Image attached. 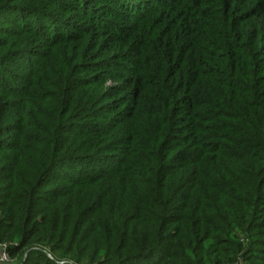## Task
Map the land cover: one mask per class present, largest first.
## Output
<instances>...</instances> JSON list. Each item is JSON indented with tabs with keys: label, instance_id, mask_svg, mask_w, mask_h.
Returning <instances> with one entry per match:
<instances>
[{
	"label": "trees",
	"instance_id": "obj_1",
	"mask_svg": "<svg viewBox=\"0 0 264 264\" xmlns=\"http://www.w3.org/2000/svg\"><path fill=\"white\" fill-rule=\"evenodd\" d=\"M0 21L10 255L224 264L235 229L264 254V0H0Z\"/></svg>",
	"mask_w": 264,
	"mask_h": 264
},
{
	"label": "rangeland",
	"instance_id": "obj_2",
	"mask_svg": "<svg viewBox=\"0 0 264 264\" xmlns=\"http://www.w3.org/2000/svg\"><path fill=\"white\" fill-rule=\"evenodd\" d=\"M1 28L6 29L10 27H8V25H4L3 21H0V29ZM26 58H29L28 60L33 61L36 56L30 55L26 56ZM48 184V182H45L43 190L49 188ZM1 194L2 188H0V195ZM0 222L3 224V226H6V228L0 230V253L5 251L8 255V260L0 264H47V259L53 264H75L71 255L57 251L53 253L51 250L49 251L48 249H44L47 259H44L43 257H34L32 256L33 250H37L38 248H40L37 245H28L18 251L14 256L10 255L8 251L9 249L11 250L20 246L22 239V231L20 226L13 227V223L11 224L7 222V220L4 218V212L1 209ZM10 232H12L11 235ZM233 233L237 235V238L231 239L242 245V251L239 252L237 255H232L233 259L231 261L228 260L224 264H264V254L261 251V247L257 245L258 243H255V245H251L250 243L254 240H256V242H259V239H254L253 237V239H251L248 243V239L245 238V236L241 234L240 231L235 229ZM211 256L213 259L217 258L219 260H224V256L221 254L212 253ZM249 256L251 257L250 261L247 259ZM141 264H144V262Z\"/></svg>",
	"mask_w": 264,
	"mask_h": 264
},
{
	"label": "built area",
	"instance_id": "obj_3",
	"mask_svg": "<svg viewBox=\"0 0 264 264\" xmlns=\"http://www.w3.org/2000/svg\"><path fill=\"white\" fill-rule=\"evenodd\" d=\"M8 260V255L7 253L4 251L2 253H0V263H4Z\"/></svg>",
	"mask_w": 264,
	"mask_h": 264
}]
</instances>
